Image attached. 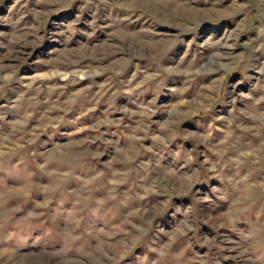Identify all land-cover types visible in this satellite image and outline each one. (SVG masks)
<instances>
[{
    "label": "rangeland",
    "instance_id": "1",
    "mask_svg": "<svg viewBox=\"0 0 264 264\" xmlns=\"http://www.w3.org/2000/svg\"><path fill=\"white\" fill-rule=\"evenodd\" d=\"M0 264H264V0H0Z\"/></svg>",
    "mask_w": 264,
    "mask_h": 264
}]
</instances>
